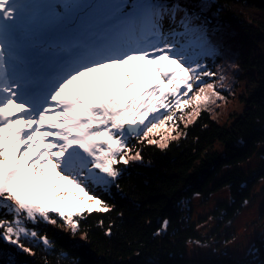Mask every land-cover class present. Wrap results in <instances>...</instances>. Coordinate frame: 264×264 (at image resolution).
Returning a JSON list of instances; mask_svg holds the SVG:
<instances>
[{"label":"trees","instance_id":"1","mask_svg":"<svg viewBox=\"0 0 264 264\" xmlns=\"http://www.w3.org/2000/svg\"><path fill=\"white\" fill-rule=\"evenodd\" d=\"M86 1L53 5L41 20L42 8L37 5L29 16L32 27L23 25L22 29L38 34L40 28L56 27L66 13L77 15ZM144 1L163 9L162 37L182 48L193 65L199 63L204 71L215 74L204 77L203 84H221L220 64L229 49L237 57L236 82L219 92L224 103H216L220 105L217 111L202 101H189L173 121L149 135L157 143L128 138V157L139 152L140 158L117 164L120 174L113 183L90 188L108 211L76 217L75 233L56 214L51 215L56 223L25 221L30 231L37 232L36 238H21L31 253L0 239V264H9L10 259L15 264H264V238L256 239L240 259L187 258V243L200 240V235L193 228L181 227L179 209L185 199L228 189L230 201L218 202L211 215L231 222L264 178V58L252 53L253 37L264 36V21L243 12L264 13V0H115V19H125ZM227 31L234 32L233 37L224 42ZM66 47L59 48L67 51ZM122 69L113 70L122 75ZM229 106L236 107L229 110ZM255 157L261 160L258 165L242 167ZM5 212L0 209V219L11 220ZM162 230L165 233L159 236Z\"/></svg>","mask_w":264,"mask_h":264},{"label":"snow or ice","instance_id":"2","mask_svg":"<svg viewBox=\"0 0 264 264\" xmlns=\"http://www.w3.org/2000/svg\"><path fill=\"white\" fill-rule=\"evenodd\" d=\"M32 7L0 0V209L12 216L0 219V239L28 253L21 238H36L37 232L25 221L56 223V214L75 233L74 217L108 211L89 185H108L120 174L117 164L140 158L139 152L128 157L129 137L157 143L149 135L183 112L198 82L199 93L219 95L213 84L202 83L215 74L193 65L182 48L162 37L163 9L153 4L141 5L92 40L68 46L55 67H25L18 75L11 41L21 37ZM133 61L143 63L129 67ZM148 65L154 66L155 82L145 79ZM121 68L124 79L115 73L82 79ZM202 99L208 97L195 95L197 103Z\"/></svg>","mask_w":264,"mask_h":264},{"label":"rangeland","instance_id":"3","mask_svg":"<svg viewBox=\"0 0 264 264\" xmlns=\"http://www.w3.org/2000/svg\"><path fill=\"white\" fill-rule=\"evenodd\" d=\"M65 0H23V2L33 5L29 10V16L35 6L40 5L42 12L38 14V19L45 18L49 13V9L53 5L63 4ZM115 0H98L92 2L87 0L82 7L77 10L75 14H65L60 25L52 27L50 29H39V33L35 34L33 29H26L25 32L22 29V35L19 39L11 41L13 53L16 57L12 63L17 66V74L22 75L25 67L37 66L41 68H52L57 65L62 57L68 55L67 51H61L59 48L61 45L68 46L80 41L92 40L93 38L108 32L118 20L114 17V9L112 8ZM152 4L151 2L141 3V5ZM154 5V4H153ZM252 18L258 21H264V13L255 10L248 9L243 10ZM50 14V13H49ZM26 19L24 25L28 28L32 26L31 20ZM33 38L26 37L27 33ZM228 32V31H227ZM224 32V42L230 37H233L234 32ZM227 38V39H226ZM254 46H252V53L256 56L264 58V36H254ZM153 37H149L151 41ZM44 43L45 46L40 45ZM201 44L202 41L200 40ZM50 44H55L56 47H51ZM47 46V47H46ZM67 50V49H66ZM237 57L235 52L228 50L223 58V63L220 64L218 79L219 83L214 86V91L219 94L224 89H229L232 84L236 82L234 75H239L238 66L236 65ZM142 61L130 62L129 67H138L142 64ZM167 63V61H165ZM148 72L145 79L155 82L157 76L152 69L154 66L148 65ZM123 70V69H122ZM115 73L113 69H104L99 73H91L82 79L91 78H104L105 74ZM118 74V73H117ZM121 79H124L123 74L119 75ZM221 77L223 79L221 80ZM197 84V83H196ZM193 85V90L190 93L192 96L189 101L193 104L195 101V95L199 94L201 97L207 96L208 100H201L204 106H214V111L218 110L220 105L217 102H223L220 95L214 96L213 90L206 89L204 93H199V85ZM224 103V102H223ZM222 103V104H223ZM233 105H236L234 102ZM224 108L226 105H224ZM236 106H229V110L234 109ZM223 108V107H222ZM163 111V109H161ZM43 147V144L39 145L37 151ZM130 157V156H129ZM137 161L138 159H131ZM261 160L253 158L248 161L242 167L247 169L249 167H255ZM50 168V165L48 166ZM48 169L46 168V171ZM115 180V179H114ZM112 180L109 184L113 183ZM64 187L70 189L75 193L77 189L68 185L66 182H62ZM108 184V185H109ZM106 185V186H108ZM105 186V187H106ZM95 187L89 185V188ZM220 201H230V193L228 189L212 194H199L193 196L191 199H185L180 204L181 212V227L184 229L196 230L200 235V240H190L187 243L185 256L187 258H222L228 257L233 259H240L244 257L250 250L254 241L258 238H264V178L261 179L254 187L253 195L250 200L245 203V206L241 213L231 222H223L222 219L213 217L212 211L216 208V205ZM87 212V211H85ZM84 212V213H85ZM76 217H74L75 219ZM39 219V218H38ZM165 230L158 233L162 236Z\"/></svg>","mask_w":264,"mask_h":264},{"label":"water","instance_id":"4","mask_svg":"<svg viewBox=\"0 0 264 264\" xmlns=\"http://www.w3.org/2000/svg\"><path fill=\"white\" fill-rule=\"evenodd\" d=\"M129 138H132V137H129Z\"/></svg>","mask_w":264,"mask_h":264}]
</instances>
